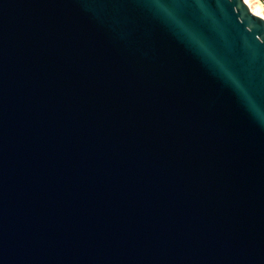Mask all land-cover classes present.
Here are the masks:
<instances>
[{
    "label": "water",
    "instance_id": "95a60500",
    "mask_svg": "<svg viewBox=\"0 0 264 264\" xmlns=\"http://www.w3.org/2000/svg\"><path fill=\"white\" fill-rule=\"evenodd\" d=\"M0 264H264V17L0 0Z\"/></svg>",
    "mask_w": 264,
    "mask_h": 264
},
{
    "label": "built area",
    "instance_id": "2783aa9c",
    "mask_svg": "<svg viewBox=\"0 0 264 264\" xmlns=\"http://www.w3.org/2000/svg\"><path fill=\"white\" fill-rule=\"evenodd\" d=\"M249 1H250L251 5L247 1H246V3L249 5L252 12H254L256 15H260V13L264 14V0H249ZM262 17H264V16H262Z\"/></svg>",
    "mask_w": 264,
    "mask_h": 264
},
{
    "label": "bare ground",
    "instance_id": "6f19581e",
    "mask_svg": "<svg viewBox=\"0 0 264 264\" xmlns=\"http://www.w3.org/2000/svg\"><path fill=\"white\" fill-rule=\"evenodd\" d=\"M250 5H251V3H250V1L249 0H246ZM253 7V6H252ZM260 13V12H259ZM260 15L261 16H264V14H262V13H260Z\"/></svg>",
    "mask_w": 264,
    "mask_h": 264
}]
</instances>
